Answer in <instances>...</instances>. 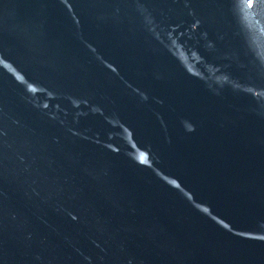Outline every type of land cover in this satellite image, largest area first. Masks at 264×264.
Instances as JSON below:
<instances>
[{
  "label": "water",
  "instance_id": "1",
  "mask_svg": "<svg viewBox=\"0 0 264 264\" xmlns=\"http://www.w3.org/2000/svg\"><path fill=\"white\" fill-rule=\"evenodd\" d=\"M0 264H264V0H0Z\"/></svg>",
  "mask_w": 264,
  "mask_h": 264
}]
</instances>
